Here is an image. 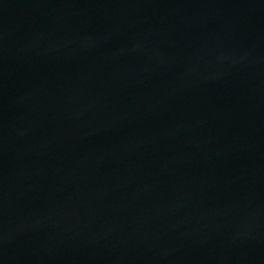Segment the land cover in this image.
<instances>
[{
    "label": "water",
    "instance_id": "95a60500",
    "mask_svg": "<svg viewBox=\"0 0 264 264\" xmlns=\"http://www.w3.org/2000/svg\"><path fill=\"white\" fill-rule=\"evenodd\" d=\"M0 264H264V0H0Z\"/></svg>",
    "mask_w": 264,
    "mask_h": 264
}]
</instances>
